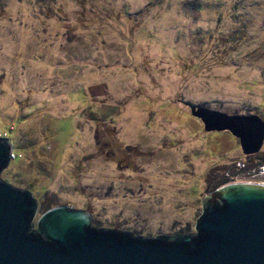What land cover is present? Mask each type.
Returning <instances> with one entry per match:
<instances>
[{
    "label": "rangeland",
    "instance_id": "1",
    "mask_svg": "<svg viewBox=\"0 0 264 264\" xmlns=\"http://www.w3.org/2000/svg\"><path fill=\"white\" fill-rule=\"evenodd\" d=\"M192 106L264 121V0H0L1 178L32 192L34 227L64 205L194 234L207 194L264 183V142L245 154Z\"/></svg>",
    "mask_w": 264,
    "mask_h": 264
},
{
    "label": "water",
    "instance_id": "2",
    "mask_svg": "<svg viewBox=\"0 0 264 264\" xmlns=\"http://www.w3.org/2000/svg\"><path fill=\"white\" fill-rule=\"evenodd\" d=\"M205 130H229L245 154L264 142L256 114L192 106ZM12 159L0 137V264H264V183L230 182L202 199L194 234L146 238L92 226L90 213L64 205L44 211L29 189L1 178Z\"/></svg>",
    "mask_w": 264,
    "mask_h": 264
},
{
    "label": "built area",
    "instance_id": "3",
    "mask_svg": "<svg viewBox=\"0 0 264 264\" xmlns=\"http://www.w3.org/2000/svg\"><path fill=\"white\" fill-rule=\"evenodd\" d=\"M259 172L261 174H264V164L262 166L259 167Z\"/></svg>",
    "mask_w": 264,
    "mask_h": 264
},
{
    "label": "trees",
    "instance_id": "4",
    "mask_svg": "<svg viewBox=\"0 0 264 264\" xmlns=\"http://www.w3.org/2000/svg\"><path fill=\"white\" fill-rule=\"evenodd\" d=\"M49 208H51V207H49ZM49 208H47L46 210H48ZM46 210H45V211H46Z\"/></svg>",
    "mask_w": 264,
    "mask_h": 264
}]
</instances>
